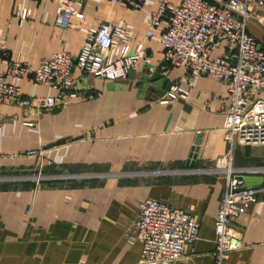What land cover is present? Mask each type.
Returning a JSON list of instances; mask_svg holds the SVG:
<instances>
[{"label":"crops","instance_id":"0c3cea01","mask_svg":"<svg viewBox=\"0 0 264 264\" xmlns=\"http://www.w3.org/2000/svg\"><path fill=\"white\" fill-rule=\"evenodd\" d=\"M68 1L84 17H71L63 28L54 24L58 0H0V72L12 61L24 63L28 74L18 82L24 95L52 93L34 83L35 67L51 53L76 55L88 29L104 22L133 25L131 44H142L149 63L139 60L114 81L73 68L75 97L65 95L47 109L0 103V264H139V205L147 198L199 223L198 239L161 264H213L225 188L217 167L229 158L232 167L264 165V144L234 143L230 151L223 82L178 67L150 69L163 58V20L154 36L145 35L161 0H145L137 10L108 0ZM257 1L246 0L247 29L262 47L264 4ZM22 9L29 10L25 18L17 15ZM212 57L236 59L226 42ZM158 72L161 79L151 81ZM167 84L188 90L187 97L161 103ZM231 226L243 248L227 264H264V192Z\"/></svg>","mask_w":264,"mask_h":264},{"label":"built area","instance_id":"2783aa9c","mask_svg":"<svg viewBox=\"0 0 264 264\" xmlns=\"http://www.w3.org/2000/svg\"><path fill=\"white\" fill-rule=\"evenodd\" d=\"M122 2L133 9H140L145 0H108ZM54 24L67 27L71 17L83 18L68 0H58ZM258 4H264L258 0ZM28 9L17 15L25 18ZM250 6L246 0H161L157 9L149 15L146 37L154 36V29L165 23L160 33L163 58L151 70L166 72L178 67L194 75H212L223 82L228 95V107L224 124L225 139L230 145L264 144V46L259 47L249 34L247 21ZM133 25L102 23L88 29L81 50L72 55L66 51L44 57L33 71V81L47 87L52 93L29 98L21 92L18 82L28 74V67L21 62L9 63L5 74L0 72V103L38 110L52 107L57 99L68 95L75 97L72 69L81 74L114 81L124 78L141 60V43L131 44ZM226 42L235 53V63L221 57H212L213 51ZM4 45L0 43V53ZM232 51V50H230ZM8 76L11 81H6ZM188 90L173 84L160 99L168 103L175 98H186ZM25 124L31 125L30 122ZM217 168L223 173L225 188L219 201L214 221L215 246L213 264H227L230 253L243 248L240 233L231 226L232 220L244 213L264 192V165L232 167L231 161ZM261 176L263 183L242 186L238 176ZM199 235V223L181 208L147 198L139 205L138 236L141 243L139 264H161L180 258Z\"/></svg>","mask_w":264,"mask_h":264},{"label":"water","instance_id":"95a60500","mask_svg":"<svg viewBox=\"0 0 264 264\" xmlns=\"http://www.w3.org/2000/svg\"><path fill=\"white\" fill-rule=\"evenodd\" d=\"M234 63H232V64H234ZM161 76H162V74L158 72L154 76V78H152L151 81L156 80V79H161ZM162 87L164 88L165 91L168 90V88H169L168 84L167 85H163ZM198 142H199L198 139H196L195 144H198ZM238 178L240 180H242V186L243 187H245V186L260 185V184L263 183V177H261V176H243V175H240V176H238Z\"/></svg>","mask_w":264,"mask_h":264}]
</instances>
